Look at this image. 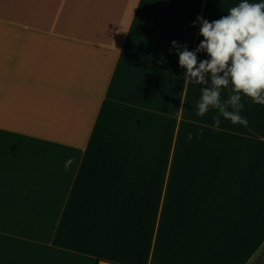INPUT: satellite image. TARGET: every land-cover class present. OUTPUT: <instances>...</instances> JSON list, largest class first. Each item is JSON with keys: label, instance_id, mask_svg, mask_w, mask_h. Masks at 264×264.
<instances>
[{"label": "crops", "instance_id": "crops-1", "mask_svg": "<svg viewBox=\"0 0 264 264\" xmlns=\"http://www.w3.org/2000/svg\"><path fill=\"white\" fill-rule=\"evenodd\" d=\"M241 2L0 0V264H254L264 106L198 116L172 46Z\"/></svg>", "mask_w": 264, "mask_h": 264}, {"label": "clouds", "instance_id": "clouds-1", "mask_svg": "<svg viewBox=\"0 0 264 264\" xmlns=\"http://www.w3.org/2000/svg\"><path fill=\"white\" fill-rule=\"evenodd\" d=\"M227 13L212 22L197 17L203 40L195 52L176 41H172V46L177 49L179 66L186 69L185 83L207 85L210 77L211 86L201 87L197 115L203 117L210 109H216L233 125L247 127L248 120L239 114L244 107L242 96L264 106V2L243 0ZM201 52H206L210 59L197 66L196 54ZM230 84L232 95L222 102L221 91ZM219 125L217 116L213 126L219 130ZM188 139H192L191 133ZM73 162L74 158L68 159L65 170Z\"/></svg>", "mask_w": 264, "mask_h": 264}, {"label": "trees", "instance_id": "trees-1", "mask_svg": "<svg viewBox=\"0 0 264 264\" xmlns=\"http://www.w3.org/2000/svg\"><path fill=\"white\" fill-rule=\"evenodd\" d=\"M263 258H264V250L261 253V255L258 257V259H256V261L254 262V264H259Z\"/></svg>", "mask_w": 264, "mask_h": 264}]
</instances>
